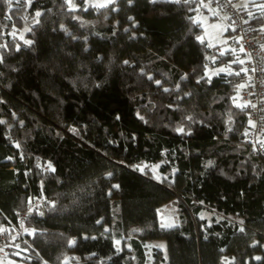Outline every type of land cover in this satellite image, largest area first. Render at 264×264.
Here are the masks:
<instances>
[{
  "label": "trees",
  "instance_id": "obj_1",
  "mask_svg": "<svg viewBox=\"0 0 264 264\" xmlns=\"http://www.w3.org/2000/svg\"><path fill=\"white\" fill-rule=\"evenodd\" d=\"M74 3L0 0L15 33L0 42V239L32 194L45 202L26 218L23 264H264V156L242 141L244 73L211 72L231 54L197 39L198 0ZM144 162H160L161 179ZM168 201L177 221L162 227ZM154 239L165 247L147 255Z\"/></svg>",
  "mask_w": 264,
  "mask_h": 264
},
{
  "label": "built area",
  "instance_id": "obj_2",
  "mask_svg": "<svg viewBox=\"0 0 264 264\" xmlns=\"http://www.w3.org/2000/svg\"><path fill=\"white\" fill-rule=\"evenodd\" d=\"M211 1L228 18L227 34L230 47L228 50L231 54L230 62L238 59L244 60L243 66L248 69L247 74L244 73L239 82V85H245V87H237L236 96L239 105H244L246 102L256 105V108L249 106L241 109L246 113L247 119L251 116L256 121L257 127L249 128L247 124L245 130H248V135H244V130L242 139L250 145L254 155L264 156V147L257 143V141H264V137L262 136L264 132V120H261L262 114L260 112V109L264 108V72L260 71L261 68H264V51L261 50V45H264V32L260 31L263 25L255 19L256 14L254 10L256 7L239 3L237 0H232L231 5L227 3V0H219L218 3L217 0ZM232 5H236V7ZM243 5H247V7H243ZM249 12L252 13L251 17L248 15ZM4 19V15L0 17V35L6 32ZM244 20H247L248 23H243ZM233 28H235V31L232 30ZM239 37H243V39L237 42ZM206 44L211 48L207 42ZM241 46L244 48L243 52L240 51ZM252 69H256V71H252ZM44 202L45 199L41 195L29 194L26 209L15 213L16 222L12 225L13 234L10 239L6 240L4 236H1V260L8 261L10 264H19V259L26 257L24 251L28 244V239L24 234L26 218L29 209L39 211L40 206Z\"/></svg>",
  "mask_w": 264,
  "mask_h": 264
},
{
  "label": "rangeland",
  "instance_id": "obj_3",
  "mask_svg": "<svg viewBox=\"0 0 264 264\" xmlns=\"http://www.w3.org/2000/svg\"><path fill=\"white\" fill-rule=\"evenodd\" d=\"M259 1H264V0H259ZM95 3H99V2L96 1ZM204 3L209 4V7H202L201 6V0H198V4L201 7L199 5L198 6L201 8V10H198L196 13V18L200 21V24H201L203 30L210 28L211 26H208L206 28V26L210 23L214 26L217 24H220L221 26H223V29L219 28V29H215L214 31L212 30V31H208V32L205 30L206 31L205 32L206 37L204 36L205 34L203 35L202 33H201V37H205L204 39H207V42L209 43L210 46H213L214 43L219 44L220 49L225 52V50L230 48L229 43H228V34L224 33L225 27L228 25L227 19L225 18V14L223 12L219 11L211 0H204ZM210 12H214L216 14V17L212 18L211 20L205 19L204 15L207 13H210ZM263 25H264V23H263ZM209 32H211V34H208ZM5 33L8 36H10V35H12L13 30L8 29V32L6 31ZM6 34L1 35L0 42L2 41V39H4V36ZM19 35L21 36L22 32H20ZM212 41H214V42H212ZM233 61H237V60H232L230 63L229 62L226 63V65H225V63L220 64L219 66H216V68H213L211 70V72H217L222 68L225 69L226 72L233 70L235 67H239V69L244 68L243 64H240L238 62H237V64L239 66H236L237 65L236 63L232 64ZM244 130H243V132H244ZM159 165H160V162H151V163L144 162L138 168L142 169V167H147L148 170L151 172V174L154 176V178L159 180L162 177V175L159 171ZM158 220H159L161 225H165V226H171L172 224H174L177 221V210H176V205L174 202L168 201V202H166L160 206V208L158 209ZM116 241L121 242L120 239H115V242ZM154 244H156V245L158 244L162 248L165 247V242L162 239L150 240L148 243H146L144 245V250H145V253L147 255H149V253L151 251V247ZM19 263H21V261H19ZM0 264H6V263L0 259Z\"/></svg>",
  "mask_w": 264,
  "mask_h": 264
},
{
  "label": "snow or ice",
  "instance_id": "obj_4",
  "mask_svg": "<svg viewBox=\"0 0 264 264\" xmlns=\"http://www.w3.org/2000/svg\"><path fill=\"white\" fill-rule=\"evenodd\" d=\"M16 2L19 3V0H16ZM24 2L30 7L31 6V3H32V0H24ZM115 2H116V0H104L103 3H92V0H83V3H85L86 5H89V6L95 7V8H106L109 5L115 4ZM128 2L131 3L132 0H128ZM172 2H174V3H180L181 0H172ZM183 2L184 3H189V0H183ZM218 2H219V0H217V3ZM4 3L8 4L11 7V5L13 4V0H4ZM227 3L231 5L232 4V0H227ZM63 4L65 6H67V8H68L69 11H75L76 8H77V5L74 3V0H63ZM201 6L202 7H209V4L204 3V0H201ZM232 6L233 7H236V5H232ZM243 7H247V5H243ZM255 7L259 8L261 10V12H264V3L257 4V5H255ZM84 10L87 11V8H85ZM113 10H115V9H113ZM248 15L251 17L252 16V13L249 12ZM35 16L36 17L41 16V12L36 11ZM225 18L228 19L227 17H225ZM129 19H131V17ZM36 23H39V21L37 20ZM233 23H234V21H233ZM243 23H248V21L247 20H244ZM61 28L63 29V25H61ZM28 30L30 31L31 29H28ZM232 30L235 31V28H233ZM260 31L264 32V26L261 27ZM13 35H15V33H13ZM197 39L200 40L201 42H203V37H199L198 36ZM241 39H243V37H239L238 40H237V42H239V40H241ZM25 43L31 45L32 41H30V40L29 41H25ZM2 47H4L5 49H7L8 45L7 44H4V45H2ZM17 50H19V47L18 46H17ZM261 50L264 51V45H261ZM240 51L241 52L244 51L243 46H241ZM223 54L224 53L222 52L221 55H223ZM2 59H3L2 56H0V62H2ZM237 62L240 63V64H244L245 63L244 60H240V59H238L237 61H233V63H237ZM124 63L127 64L128 61H125ZM219 71L223 72V71H225V69L222 68ZM252 71H256V69H252ZM260 71L261 72H264V68H261ZM240 72H244L245 74H247L248 69L241 68L240 71L239 72H236L235 74L236 75H240ZM205 75H207V73ZM183 78L184 77H182V79ZM148 79L149 80H152L153 78L151 76H149ZM201 79H204V77H201ZM210 79L211 78L209 77V82H210ZM199 82L200 81L198 80L197 83H199ZM155 83L159 86L161 84V81L156 80ZM238 87L243 88V87H245V85H239ZM177 88H179V85H177ZM164 91L167 92V91H169V89L165 88ZM185 95H190V93H185ZM232 99H233V102L235 103L236 97H232ZM237 106L238 107H241V108H245V107H249V106L252 107V108H256V105L255 104H251L250 102H246L244 105H239L238 104ZM260 112L262 114L261 115V120H264V108L260 109ZM187 119L188 120H191L192 118L191 117H187ZM3 123H5V121L0 120V124H3ZM248 126H249V128H256L257 127L256 121H254L251 118V116H249V119H248ZM231 130H232L231 128H228V131H231ZM176 131L177 132H180V133H184L185 132V128L183 126H181V127L177 128ZM244 135H248V130L247 129L245 130ZM257 143L261 144V146L264 147V141H257ZM48 168L51 169V165L50 164L48 165ZM51 170L54 171V169H51ZM107 175L110 177L112 175V173L109 172V173H107ZM113 187H118V185H114ZM31 211H32V209H29V212H31ZM42 214L43 213H41V215ZM97 222L99 223V221H97ZM161 226L164 227L165 225H161ZM4 231H6V229L0 228V232H4ZM34 231L35 230H33V232ZM105 231H107V229ZM240 231L243 232L244 229L241 228ZM93 239H95V237H93ZM69 243L70 244L71 243H74V241H70ZM115 243L118 245L120 242L119 241H116ZM17 247H18V245H17ZM255 259L256 260H260L261 257L257 256V257H255ZM65 264H67V261H65Z\"/></svg>",
  "mask_w": 264,
  "mask_h": 264
},
{
  "label": "crops",
  "instance_id": "obj_5",
  "mask_svg": "<svg viewBox=\"0 0 264 264\" xmlns=\"http://www.w3.org/2000/svg\"><path fill=\"white\" fill-rule=\"evenodd\" d=\"M99 2V3H103L104 2V0H92V3H95V2ZM237 2H239V3H242V4H247V5H250V6H253V7H255V5H257V4H261V3H264V1H259V0H237ZM199 5V4H198ZM200 6V5H199ZM201 7V6H200ZM257 8V7H256ZM258 9V8H257ZM205 16V19H207V20H211L212 18H214V17H216V14H214V12H210V13H207V14H205L204 15ZM261 23V22H260ZM262 25H263V23H261ZM208 26H211L210 28H207ZM264 26V25H263ZM206 28L207 29H205L207 32L208 31H214L215 29H223V26H221L220 24H217V25H212L211 23L210 24H208L207 26H206ZM228 27L226 26L225 27V31H224V33L226 34L227 33V29ZM205 30H202V34L204 35L205 34ZM214 33V32H213ZM208 34H211V32H209ZM205 37H206V34L204 35ZM205 37H203V40H205L206 42H207V39H204ZM212 42H214V41H212ZM208 43V42H207ZM209 44V43H208ZM212 47H214L215 48V50L216 51H218V52H224V51H222L221 49H220V47H219V44H217V43H214V45L212 46ZM228 50V49H227ZM227 50H225V51H227ZM230 63V62H229ZM226 65V64H225ZM247 124H248V122H247ZM262 136L264 137V132L262 133ZM3 261V260H2ZM6 264H10L8 261H4ZM19 264H23L22 262L21 263H19Z\"/></svg>",
  "mask_w": 264,
  "mask_h": 264
}]
</instances>
